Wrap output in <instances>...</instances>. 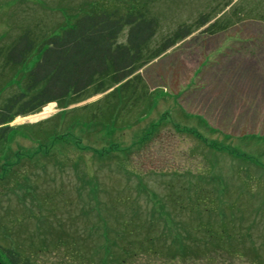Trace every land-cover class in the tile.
Returning a JSON list of instances; mask_svg holds the SVG:
<instances>
[{
    "label": "rangeland",
    "instance_id": "374dc122",
    "mask_svg": "<svg viewBox=\"0 0 264 264\" xmlns=\"http://www.w3.org/2000/svg\"><path fill=\"white\" fill-rule=\"evenodd\" d=\"M94 5L154 18L146 55L178 31L191 34L139 70L148 97L127 109L123 128L80 122L64 131L66 113L104 94L64 109L52 103L45 117H17L10 124L14 132L0 146V264H12L10 250L31 264H83L87 256L93 261L86 264H95L98 254L91 250L100 236L84 226L89 221L82 211L135 200L146 216L166 187L180 189L182 180L171 179L178 175L193 188L195 178L211 182L206 188L215 202L241 209L242 226L255 236L236 227L223 252L201 251L193 264H264V0H0V46L30 29L45 39ZM205 20L225 29L200 27ZM220 51L228 55L220 58ZM213 59L221 66L210 73L204 69ZM9 94L0 90V103ZM85 175L90 184L82 182ZM113 217L112 224L124 223ZM89 223L96 225L95 219ZM229 244L242 256L226 252ZM145 252L131 255L129 264H164Z\"/></svg>",
    "mask_w": 264,
    "mask_h": 264
},
{
    "label": "trees",
    "instance_id": "16d2710c",
    "mask_svg": "<svg viewBox=\"0 0 264 264\" xmlns=\"http://www.w3.org/2000/svg\"><path fill=\"white\" fill-rule=\"evenodd\" d=\"M209 21L205 20L200 27ZM70 22L68 26L53 29L59 32L45 39H37L30 29L6 47L0 46V90L10 92L0 103V146L7 144L14 132L10 124L17 117L38 114L52 103L64 109L101 94H104L103 98L66 113L62 122L66 125L64 131L80 122L103 128L113 124L125 127V118L131 112L127 109L148 97L141 92L145 84L139 70L191 34L187 29L178 31L172 39L146 55L148 44L155 35L156 21L145 14H118L117 11L97 9L94 5L82 15H74ZM210 24L211 30L225 28L217 26L215 21ZM125 27H129L126 40L119 42ZM35 55L36 60L29 66ZM90 108L86 117L81 118L80 112ZM56 120L59 121L58 117ZM55 128L60 134L58 123ZM187 178L185 175L171 178L182 180L183 185L180 189L173 184L166 187V192L159 195L160 201L150 193L149 197L159 204L153 211L151 208L150 213L146 210V216L140 213L142 210L135 200L124 201L121 206L98 203L92 210L82 211L84 220L92 222L95 219L97 225L85 222L84 226L92 227L91 230L100 236L99 243L91 250L92 254H98L95 264H129L131 255L132 259L140 258L145 251L153 252L164 264H175L179 260L193 264L201 251L206 254L223 252L222 245L224 249L228 247L225 244L232 241L230 232L234 233L236 227L248 237L252 235L255 241L252 229L242 226L241 209L235 212L221 208L214 200L218 197H212L206 188L211 182L195 178L197 188H193ZM82 182L90 184L92 181L85 175ZM183 215L187 219H183ZM112 216L117 223H124L112 224ZM139 232L144 233L142 237L136 235ZM219 233L223 239L214 238ZM260 235L264 236V233ZM158 245L167 247L162 251ZM229 246L232 250L226 252L242 256L233 251L234 245ZM75 250L83 251L79 247ZM8 255L12 264H31L13 250L8 251ZM87 259L83 264L93 261L92 257L87 256Z\"/></svg>",
    "mask_w": 264,
    "mask_h": 264
},
{
    "label": "crops",
    "instance_id": "0c3cea01",
    "mask_svg": "<svg viewBox=\"0 0 264 264\" xmlns=\"http://www.w3.org/2000/svg\"><path fill=\"white\" fill-rule=\"evenodd\" d=\"M206 25V27L208 28V27H210V23H208V25L207 24H205ZM205 25H203V26H205ZM225 29V28H224ZM224 29H222L221 31H223ZM217 30V29H216ZM220 30V29H219ZM209 31H211V30H209ZM231 52H233L234 53V55L235 54H238L237 52H235V51H232V49H231ZM238 52H240V50H238ZM224 55V56H223ZM228 54H226V52H222V51H220L219 52V55L218 56H220V58L221 57H226ZM215 59V58H214ZM212 60L211 62V64L212 65H208L207 67H205V69L204 70H206V68H208V69H210V73L212 72L211 70H218L219 68H220V66H221V62H220V60L218 59V60ZM213 64H215V66L213 65ZM214 66V67H213ZM209 72V71H208Z\"/></svg>",
    "mask_w": 264,
    "mask_h": 264
},
{
    "label": "bare ground",
    "instance_id": "6f19581e",
    "mask_svg": "<svg viewBox=\"0 0 264 264\" xmlns=\"http://www.w3.org/2000/svg\"><path fill=\"white\" fill-rule=\"evenodd\" d=\"M51 105H53V104H49L48 106H46L43 109V111L39 112V114L31 115L30 118L33 119V118H42V117H45L49 113Z\"/></svg>",
    "mask_w": 264,
    "mask_h": 264
}]
</instances>
